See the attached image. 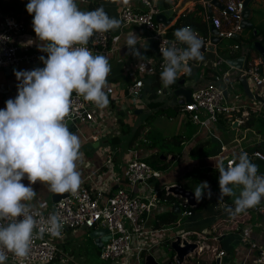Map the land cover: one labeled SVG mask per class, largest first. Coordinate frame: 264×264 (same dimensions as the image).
I'll return each mask as SVG.
<instances>
[{
  "label": "built area",
  "instance_id": "built-area-1",
  "mask_svg": "<svg viewBox=\"0 0 264 264\" xmlns=\"http://www.w3.org/2000/svg\"><path fill=\"white\" fill-rule=\"evenodd\" d=\"M83 3L89 0H80ZM223 3V8H218L217 14L209 15L208 8L211 0H202L204 8V20L209 26L208 38H203L204 44L212 43L211 24L218 30V35L223 38H234L240 34L243 28L245 2L244 0H219ZM142 8H134L131 4H124L121 7L119 18L123 25H136L147 32V39L153 43L156 50V57L150 63L155 75L163 70L164 60L160 53V47H176L183 49L184 45L176 41L175 36L169 35L172 25H166L156 19V15L161 11L154 0H140ZM203 6V7H204ZM28 27L14 12L4 11L0 8V68L11 67L18 69L22 63L34 64L40 61L44 55L41 50L28 49L27 40ZM197 33V32H196ZM111 32L97 33L90 38L89 47L93 54H103L106 57L112 51L110 48ZM235 44L234 48L239 49ZM228 63V59L219 57L213 68L220 74L215 78L221 83H209L193 89L191 101H184L180 107L181 112L189 114L190 120L199 126V132L211 127L219 122L220 115L227 118L238 116V123H244L252 113L264 111V71L261 66L264 64V57L249 61L237 72V80L242 76L248 79L250 89L254 95H258L259 100L251 106L244 104V98H248L246 93L230 92L234 85L229 78L230 70L222 69V65ZM239 71V73H238ZM216 74V73H215ZM145 81L141 77L135 78L132 83L125 85L121 90L125 95H120L117 85L108 84L104 89L108 96L109 103L106 108L99 109L94 103L85 101L83 97H78L75 92L72 95L73 110L66 117L70 132H78L84 143L98 144V148L104 151L105 163L103 166H114V159L117 155V147L110 145L103 146L109 139L118 136L123 132V124L134 122L137 117V109L144 111L148 107L147 100H143ZM168 93L171 89L168 87ZM174 90H172L173 92ZM163 92V88L158 90V94ZM227 93V94H226ZM18 89L9 99H15ZM6 99L0 97V104L6 103ZM127 100V101H126ZM127 104V105H126ZM87 129V132L82 128ZM147 144L145 138L138 137L136 142ZM134 147V148H133ZM248 156H253L264 162V150L255 148L253 150L244 149ZM151 150L145 155H140L139 149L133 145L129 149L126 162L121 173H111L109 181L100 184L89 185L91 175L81 178V184L75 194L61 198L57 202L47 205H34L39 216L47 219L50 213H59L63 222L61 236L67 231L86 229L92 231L98 228H108L110 239L106 241L100 249V257L105 261L118 262L123 264H144L145 258L153 254L161 264H168L174 260L176 252L172 243L181 240V245L186 240L189 243H196L198 249L193 252L190 258H186L183 264L192 263L203 251L213 250L209 239L213 238L208 234L196 230H182L174 233V226L155 227L154 220L157 215L164 211L172 210L179 206L181 215L191 214V205L188 200L181 196L179 203H170L168 208H164L163 203L167 202L162 198L161 191L165 195L173 194L171 187L180 183L157 184L156 181L163 178L165 170L160 166H154L145 158L154 154ZM239 156L228 157L225 161L226 167L236 161ZM170 157V155L168 156ZM113 169V168H112ZM174 195V194H173ZM164 201V202H162ZM253 211L264 219V201L252 208ZM22 219V218H18ZM52 237L48 233L42 236H34L29 257L23 264H53L58 260L63 264L71 261L72 256L60 246V238ZM215 240H220L219 236H214ZM248 242L252 251L257 250L254 264H264V247L250 238H244ZM162 246H167L172 252V257L165 262L160 261V251ZM217 256H225L226 251L220 247ZM6 264H20V259L11 252L7 253ZM247 261L240 264H246Z\"/></svg>",
  "mask_w": 264,
  "mask_h": 264
},
{
  "label": "clouds",
  "instance_id": "clouds-1",
  "mask_svg": "<svg viewBox=\"0 0 264 264\" xmlns=\"http://www.w3.org/2000/svg\"><path fill=\"white\" fill-rule=\"evenodd\" d=\"M26 10L34 14L33 30L42 42L40 50L48 56L40 57L43 68L14 70L20 82L18 95L0 109V264H6L8 252L23 264L34 236H61L59 213L36 219L39 213L32 202L37 193L32 185L44 183L53 194L77 192L81 184L78 164L83 153L80 137L69 131L66 117L73 110L74 92L99 109L107 107L104 89L111 65L105 55L93 54L87 45L95 34L121 26L120 20L110 17L103 6L82 11L76 0H29ZM174 36L185 47H160L164 87L174 84L181 74H191L189 61L204 59V41L190 26L177 29ZM137 43L135 33H130L126 41L129 54L142 61L144 56ZM236 160L228 167L223 160L215 164L219 172L218 202L225 196L234 198V208L224 209L229 216L244 213L264 199V175L258 174V166L247 152L242 151ZM25 178L30 182L27 186L21 182ZM205 194L209 199L212 196L207 181L196 186L194 198L200 202Z\"/></svg>",
  "mask_w": 264,
  "mask_h": 264
},
{
  "label": "crops",
  "instance_id": "crops-1",
  "mask_svg": "<svg viewBox=\"0 0 264 264\" xmlns=\"http://www.w3.org/2000/svg\"><path fill=\"white\" fill-rule=\"evenodd\" d=\"M91 2H94L95 5L103 6L104 9L107 10V12L109 13L110 17H114L118 20H120L119 14L122 5L129 3L136 9L142 8L140 0H127V3H124V0H115V2H112V0H89V2L87 3H83L80 0H76L78 7L82 11H90ZM154 2L161 11L172 9L174 22H176L180 15L197 12L196 9L198 6L202 8L204 6L202 0H154ZM28 3L29 0H0V4L3 5L7 11L14 12L20 19H22L26 23L29 31L28 33H30V35L27 36V40L29 41L28 48L31 47L33 49L40 50V45L42 42L38 40L33 30L32 20L34 14L30 15L27 12L26 5ZM249 7L251 8V14L249 19L252 23V27L244 29L239 34V37L245 40L250 39L252 35L264 29V0H250ZM217 12L218 8L214 7L213 13L217 14ZM201 14L204 16L203 12ZM110 32L112 35L110 40V48H112V51L107 56L111 65V72L107 78L108 84L117 85L119 94L125 95V92L121 90V88L124 87L121 81L125 80L127 82L125 85H127L129 83H132L135 78L137 79L138 77H141L142 79H144L145 83L147 81L146 84H148V82L152 81L153 78L156 76L152 66L150 65V63L156 57V50L153 43H151V41L147 39V32L144 29L137 27L136 25L132 24L125 26L121 23V26L118 29L111 30ZM132 32L135 33V35L137 36V47L139 48L141 54L144 56L142 61H139L138 59L130 55L129 49L126 46L128 36ZM225 39L231 40L230 38H223L218 44H216L215 52H202L204 56V59L202 61H189V66L191 67V74H181L178 77L185 80V85L187 87L194 89L199 86H204L213 82L222 84V80L218 81L215 78L216 75L220 74L219 71L213 68L214 63L218 60L219 57H224L228 59L226 56H221L220 51L225 52L226 55L232 54V58L245 55V65L247 62L262 56V54H260L256 50H250L249 46H243L239 47V49H235V44H233L232 40L229 41L227 44H224L223 41ZM262 43L264 44V42ZM39 62L42 61L40 60ZM261 68L264 71V64L261 66ZM33 69L36 68L33 67L32 64L22 63L18 67V69L14 70L31 71ZM222 69L230 70L229 78L231 82L234 83L229 93H231L232 91L240 94L244 93L241 81H238L235 78L237 76L236 70L234 68H231L226 63L222 65ZM14 70L9 73L5 71V69L0 68V97L6 100L8 99V97H12V95H14V92L17 90V86L20 83L16 79ZM168 87L163 86V92L158 94L157 99L159 101H165L161 99L162 95L169 96V99L173 98V92L171 91V94H169L167 90ZM144 96H146L145 99L147 100L148 95L144 94ZM179 98L180 97H178V99ZM182 98L184 102V97ZM255 100L258 101L259 99L251 98L248 96V98H244V104L251 106L252 104H255ZM183 102L178 106L179 108L182 106ZM3 108H6V103L2 104L1 102L0 109ZM183 113L184 116L187 117L188 122L191 121L189 114H186L185 112ZM140 114H137V117ZM252 116H255L252 118L255 126L247 127L245 125L246 121L249 119V117ZM249 117L244 121V123L240 124L236 120L238 116L232 117L230 119L224 116L223 118L225 119V121L227 120L225 123L221 121L219 124L213 125L209 130L204 129L200 132L198 130L190 138L185 136V132L184 135L177 134L183 137L184 142L181 145L184 146V150L183 153H178L177 156H175V159H173L178 160L179 163L176 167L175 175L171 177L173 180L172 182L169 181L165 172L163 178L157 180L156 183L170 184L177 182L182 184L183 187L194 192L193 188H188L184 186L183 180L180 181L179 179H182V177L194 178L195 176V179L198 181L199 175L204 173L205 175L211 176L212 180L218 182L219 175H217L213 171L214 169H217L215 167V164L218 163L220 160H223L225 164V161L228 157L238 155L244 149L253 150L255 148H261L264 150V111L252 113ZM136 118L134 119V122L138 119ZM128 126L131 125L125 124L122 128V131H128ZM143 129L141 130V133H144ZM141 133L138 137L142 136L143 138H145V140H147V143H149L150 141L148 140V138L141 135ZM115 137H120V135ZM138 137H133L129 141V144L123 143L122 140L118 142V144H113L108 140L106 143L103 144V146L110 145L113 147H117V155L115 156L113 167L112 165L103 166L105 163L104 151L98 148L97 143L91 144V149L96 148V152L94 155H83V159H81L78 164L81 178L91 175L92 179L88 181V184L94 185L100 184L106 180L109 181V176L111 173H121L126 162L127 154H129V149H131L133 145H136L137 147L142 145V140L139 141V143L136 142V139ZM200 142H204L202 155L197 158H192L190 156V150ZM84 144L86 143L82 142L81 140V145ZM154 150H157V148H154ZM145 154L146 152L144 153V155ZM172 156L173 155H170V157ZM170 157L168 160L171 159ZM249 159L252 163L258 166V174L264 175V162L253 156H249ZM210 169H212L213 171H209ZM192 174H194V176ZM21 182L24 183L26 186L29 185L27 178L23 179ZM42 184L44 183L37 181V183L34 185L37 187H41ZM214 189L210 188L211 192H213ZM216 191L211 196L212 201L209 204L204 205L203 207H199L200 202H198V205L194 207L197 209V212L193 211V215H195L196 213V217L192 219L194 217L193 215H191L193 216L192 218H190V216H187L189 220L186 221L185 229L183 230L197 229L196 231H199L204 234L213 233L215 229H210V225H212L219 218H225L229 216V214L224 209L225 207L234 208L232 197L225 196L222 201L218 202L219 194ZM45 192L46 193H40L42 194V199L34 198V201L32 203L34 205L40 206L50 204L51 202L44 201V199H46L48 196H51L52 193H50L48 189L45 190ZM262 201H264V199H262ZM194 208H192V210ZM206 212L208 214H206ZM204 213L206 214V216H204ZM195 225H197V227L201 226L202 229L189 228ZM179 226L180 228H182L180 223ZM221 226L223 227V234L220 237L219 244L220 247L226 251V254L225 256H222L220 264H240L244 261H247L246 264H254L253 261L255 255L257 254V250L252 251L248 242H245L243 239L250 238L252 241L257 242L259 246L264 247V219L258 214H256L252 208H250L246 212L238 214L237 217H235L234 219H231L228 222V225L226 224V226L228 227L227 231H225V224H222ZM88 232L89 231L86 229L67 231L60 238V246L70 255H75L76 245L71 247L70 249H66L67 246L73 244L74 237L78 235H83Z\"/></svg>",
  "mask_w": 264,
  "mask_h": 264
},
{
  "label": "rangeland",
  "instance_id": "rangeland-1",
  "mask_svg": "<svg viewBox=\"0 0 264 264\" xmlns=\"http://www.w3.org/2000/svg\"><path fill=\"white\" fill-rule=\"evenodd\" d=\"M29 35L30 33H27V36ZM229 41L231 40L225 39L223 43L227 44ZM28 49L33 50V48L31 47ZM121 83L125 86L127 82L123 80L121 81ZM145 97L146 96H143V100H145ZM161 99L166 101V104L162 108L145 107L143 113L137 117L138 119L136 118L137 120L131 123V126H129V130L126 133L124 132L119 133L122 142L129 144V141L134 137L135 130L138 128V126L141 124L144 126V129H143L144 133H141V135H143L144 137H147L150 142L146 144L147 146H143L145 145V143H142L141 146L137 147L139 149L140 155H144L145 152L147 153L151 150H154L151 146H149L152 143V139L154 137L158 139L157 147L159 148V150L173 151V154H178L180 152L183 153V150H184L183 145H175V143L173 142L165 143V140H168L169 138H172L174 135H177V134L184 135V132H185V136L190 138L193 134H195L199 130V126L193 123L192 121L188 122L187 117L184 116V113L180 111V108L179 109L177 108V106H179L183 102L182 97H180L178 101H175V102L173 101L174 98L169 99V96H166V95H162ZM161 113H163V115ZM169 116H172V118ZM82 128L86 133L87 129L83 125H82ZM74 134L78 135V132L75 131ZM79 137L81 140V136ZM169 141H172V140H169ZM90 149H91V143H86L84 145H81L80 151L83 153V155H88V154L94 155L96 152V148L91 149V150ZM83 157L84 156H82V159ZM170 164L171 165L165 170V172L167 174L168 180L172 182L173 179L171 177L175 175L176 167L178 166L179 163H178V160H174ZM78 171L80 172L79 166H78ZM192 175L194 176V174ZM179 180L180 181L183 180L184 186L188 188H193V189H195L196 186L201 183V181L199 180L197 181L195 179V176L194 178L182 177V179H179ZM32 187L34 191L38 193L35 197L38 199L40 198L42 199V194L40 193H46L45 190L48 189L46 184H42L41 187L40 186L37 187L35 185H33ZM209 187L213 189L212 186H209ZM214 190L213 192H211L212 195L215 192ZM235 191L237 192V194H239L240 189L237 188L235 189ZM214 197H217V196H214ZM233 200L234 198L232 197V201ZM44 201H47V202L49 201L51 203L53 202L51 199V196H48L46 199H44ZM169 205L170 203L168 201L163 203V206L165 209L168 208ZM189 208H191V214L189 215L187 214L185 216L182 215L174 223L166 224L162 226H166V227L174 226L175 227L173 231L174 233L181 232L183 229H185L186 221L189 220L187 216H190V218L194 216L192 219L196 217L195 216L196 213L195 215H193V211L197 212V209L192 206H190ZM192 208L194 209L192 210ZM166 211H168V209ZM206 214L208 213L206 212ZM206 214L204 213V216H206ZM179 223L181 224L182 228H180ZM189 228L190 229H196V228L202 229L201 226L197 227V225L189 227ZM75 245H76L75 247L76 254L71 255L72 256L71 261H68L67 264H123L121 261L113 262V261H105L101 259L100 253H99L100 249L97 247L94 239L91 238L90 231L83 235H78L74 237L73 244L70 246H67L66 249H70L71 247ZM161 248H162V251H160L159 260L162 262H165L166 260H168V258L172 257V252L169 250L167 246H162ZM53 264H63V263H61V261L58 260L56 262H53Z\"/></svg>",
  "mask_w": 264,
  "mask_h": 264
},
{
  "label": "trees",
  "instance_id": "trees-1",
  "mask_svg": "<svg viewBox=\"0 0 264 264\" xmlns=\"http://www.w3.org/2000/svg\"><path fill=\"white\" fill-rule=\"evenodd\" d=\"M100 7L99 5H95L94 2H91V10H94L96 8ZM0 8L4 11H7L6 8L0 4ZM105 10V9H104ZM197 12L194 13H186V14H182L178 17V19L176 20V22L170 27L169 29V35L174 36V33L177 29L183 28L185 26H190L195 32H197L200 36H202L203 38H208L209 36V26L206 23V21L204 20L203 15L201 14L202 12L204 13V7H197ZM107 12V10H105ZM201 12V13H200ZM107 14L109 15V13L107 12ZM110 16V15H109ZM231 40L233 41V44H238L240 47H245V46H249L251 47V45L257 41L260 40L262 42H264V29L254 35L251 36L250 39L245 40L242 39L241 37L238 38H231ZM220 55L221 56H226L228 59L232 58L233 55L229 54L226 55L225 52L220 51ZM248 63V62H247ZM246 63V64H247ZM237 79V77H235ZM181 80V78H178L177 81L169 86V89L174 90L176 88H178L180 86L179 81ZM147 83V81H146ZM145 83V87H144V91L145 93H148L147 96V102H148V107L150 108H162V106H164L166 104V101H159L158 98V90L163 88V84L161 82L160 79V73H158L152 81L148 82V84ZM171 94V92L169 93ZM173 96V93H172ZM174 98V96H173ZM174 100V99H173ZM175 102V101H174ZM177 108H179L177 106ZM163 115V113H161ZM223 115H220V119L219 122L223 121L224 123L227 121H225V119L222 117ZM172 118V116H169ZM249 117V119L246 121V126L247 127H253L255 126L252 118ZM125 124H123L124 126ZM129 127V126H128ZM144 128L143 125H139L138 128L135 130V134H134V138L138 137L141 133V130ZM124 133H126L127 131H123ZM117 138V139H116ZM172 140V141H169ZM121 141V137H113L111 140H109V142H112L113 144H118V142ZM132 142V141H131ZM168 142H173L175 143V145H181L184 140L183 137L180 135H174L172 138H169L168 140H165V143ZM158 144V139L154 138L152 143L149 145L151 146L153 149L154 148H158L157 147ZM204 148V142H200L198 144H196L191 150H190V156L192 158H197L199 156L202 155V151ZM155 153L152 154L151 156H148L147 158H145L149 163H151L154 166H160L163 170H166L171 164L172 161H174L173 159H163L162 156H166L168 157L169 155L173 154V151H162L159 150V148L157 150H154ZM173 156H177V154H173ZM209 171H213L212 169H210ZM217 175H219L218 169H214V171ZM207 177V178H206ZM199 180L201 182L203 181H207L208 184L210 186H212V188L216 189L215 191L220 195V189H219V185L218 182L215 180H212V177L209 175H205L200 174L199 175ZM205 192L207 193V191L205 190ZM161 197L164 199L166 198V200L169 203H179L180 202V198L176 197L173 194H168L167 196L165 195V191H161L160 192ZM212 201V197L209 199L207 198V195L205 194V198H203L200 201V206L199 207H203L204 205L209 204ZM215 204V203H214ZM181 213L177 212L176 208H173L172 210H168L164 213H161L159 215L156 216L155 220H154V226L155 227H161L162 225H166V224H171L174 223L175 221H177L180 217ZM236 216H228L225 218H219L217 219L212 225H210V229H215V231L213 233H209L208 235L212 236L214 238V236H219V238L221 237V235L223 234V227L221 226L222 224H226L228 225V222L231 219H234ZM228 230V227L226 226L225 231ZM209 239V242L212 244L213 246V250L210 251H203L201 252V254H199L196 259L192 262V263H188V264H218L216 261L217 258V250L220 249V240H215V239ZM100 253V250H99Z\"/></svg>",
  "mask_w": 264,
  "mask_h": 264
},
{
  "label": "water",
  "instance_id": "water-1",
  "mask_svg": "<svg viewBox=\"0 0 264 264\" xmlns=\"http://www.w3.org/2000/svg\"><path fill=\"white\" fill-rule=\"evenodd\" d=\"M93 1V0H90ZM206 1H210V0H206ZM245 2V10H244V20H243V28H251L252 27V23L249 19L250 14H251V8L249 7V3L250 0H244ZM223 3L219 0H211V5L208 8L209 11V15L212 16L213 15V8H223ZM173 10L172 9H168V10H164V11H160L157 15H156V19L159 22H163L166 25H173L174 22V17H173ZM211 40L212 43L207 45L206 47H202L201 51L202 52H215L216 50V44H218L222 39L221 37L218 35L219 30L213 25L211 24ZM239 34L235 35V38H238ZM185 47V46H184ZM250 50H256L257 52H259L260 54H262V56L264 57V44L260 41L257 40L255 41L251 47ZM48 54L44 53L43 57L47 58ZM245 60H246V56L242 55L236 58H230L228 59V63L230 65H232L234 68L240 70L244 67L245 65ZM33 67L35 68H43L44 64L43 62H36L34 64H32ZM15 68H11V67H6L5 71L7 72H12V70H14ZM239 73V71H238ZM240 81L243 85V89L244 92L246 93V95H248L251 98H256L259 99L260 97L258 95H254L250 89V85L248 82V79L245 76H242L240 78ZM180 86L176 89H174L173 91V96H174V100L177 101L178 97H184V101L190 102L191 101V96H192V92H193V88H189L185 85V80L181 79L179 81ZM227 94V93H226ZM137 114H140L143 112L142 109H137L135 111ZM72 130V127H69V131ZM163 159H169V157L166 156H162ZM171 159H175V156L170 157ZM171 192L176 195V196H181L184 197L188 200L189 204L192 207H196L198 205V202L196 201V199L194 198V192L192 190H189L183 186L177 185V186H173L171 187ZM69 193H65V194H51V199L53 202H57L59 201L61 198H64L66 196H68ZM176 209L177 212L179 213V206L176 205ZM90 236L91 238L94 239L95 243L97 244V247L99 249H101L104 244L106 243V241H108L110 239V235H109V229L108 228H98V229H94L92 231H90ZM181 240L178 239L177 241H174L172 243V247L174 249V251L176 252V257L174 260H170L168 262V264H183L184 260L186 258H190L191 255L193 254V252L195 250L198 249V245L196 243H189L188 241H184L183 245L180 244ZM221 256H217L216 261L218 264L221 263ZM144 264H161L159 263L155 256L153 254H149L146 256L145 258V263Z\"/></svg>",
  "mask_w": 264,
  "mask_h": 264
}]
</instances>
